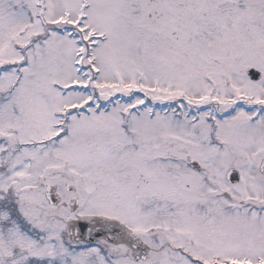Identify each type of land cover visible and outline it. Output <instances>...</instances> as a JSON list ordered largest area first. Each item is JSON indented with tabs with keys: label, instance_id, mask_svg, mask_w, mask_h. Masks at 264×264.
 <instances>
[{
	"label": "snow or ice",
	"instance_id": "obj_1",
	"mask_svg": "<svg viewBox=\"0 0 264 264\" xmlns=\"http://www.w3.org/2000/svg\"><path fill=\"white\" fill-rule=\"evenodd\" d=\"M0 264H264V0H0Z\"/></svg>",
	"mask_w": 264,
	"mask_h": 264
}]
</instances>
